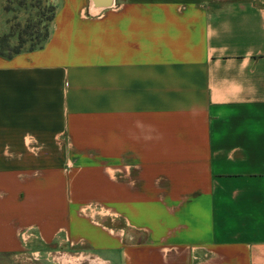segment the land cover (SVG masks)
<instances>
[{
  "label": "crops",
  "instance_id": "obj_1",
  "mask_svg": "<svg viewBox=\"0 0 264 264\" xmlns=\"http://www.w3.org/2000/svg\"><path fill=\"white\" fill-rule=\"evenodd\" d=\"M48 2L0 54V257L264 264V0Z\"/></svg>",
  "mask_w": 264,
  "mask_h": 264
},
{
  "label": "rangeland",
  "instance_id": "obj_2",
  "mask_svg": "<svg viewBox=\"0 0 264 264\" xmlns=\"http://www.w3.org/2000/svg\"><path fill=\"white\" fill-rule=\"evenodd\" d=\"M52 8L54 6L48 0H0V39H5L6 48H13L20 43L23 49L39 46ZM59 254L54 252L53 257L42 254L39 259L32 260L1 256L0 264H67L60 260ZM83 264H87V261Z\"/></svg>",
  "mask_w": 264,
  "mask_h": 264
},
{
  "label": "trees",
  "instance_id": "obj_3",
  "mask_svg": "<svg viewBox=\"0 0 264 264\" xmlns=\"http://www.w3.org/2000/svg\"><path fill=\"white\" fill-rule=\"evenodd\" d=\"M53 13H54V8H52V15H51V17H49V19H52ZM47 36H48V30L46 28V32H45V35H44L42 42L39 43V46H36V47H40L44 43V41L46 40ZM4 41H5V39H0V54H3L5 56H12L13 54L18 53L23 49L21 43L15 47H13V48H11L10 46H8L6 48V43H4ZM32 48H34V47H32Z\"/></svg>",
  "mask_w": 264,
  "mask_h": 264
},
{
  "label": "water",
  "instance_id": "obj_4",
  "mask_svg": "<svg viewBox=\"0 0 264 264\" xmlns=\"http://www.w3.org/2000/svg\"><path fill=\"white\" fill-rule=\"evenodd\" d=\"M94 4L95 5H98V6H108L109 4H110V2H111V0H94Z\"/></svg>",
  "mask_w": 264,
  "mask_h": 264
},
{
  "label": "built area",
  "instance_id": "obj_5",
  "mask_svg": "<svg viewBox=\"0 0 264 264\" xmlns=\"http://www.w3.org/2000/svg\"><path fill=\"white\" fill-rule=\"evenodd\" d=\"M66 196H68V194L66 193ZM58 253H60V252H58ZM60 255V260H62L63 262H64V260H63V257L65 256L66 257V255H64L63 253H60L59 254ZM37 256V255H36ZM48 256H52V255H50V254H48ZM53 257V256H52ZM70 263V262H69ZM69 263H67V264H69ZM72 264V263H71ZM77 264H79V263H77ZM80 264H82V261L80 262Z\"/></svg>",
  "mask_w": 264,
  "mask_h": 264
}]
</instances>
